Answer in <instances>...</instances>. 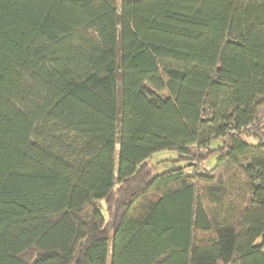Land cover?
Returning a JSON list of instances; mask_svg holds the SVG:
<instances>
[{
    "label": "trees",
    "instance_id": "obj_1",
    "mask_svg": "<svg viewBox=\"0 0 264 264\" xmlns=\"http://www.w3.org/2000/svg\"><path fill=\"white\" fill-rule=\"evenodd\" d=\"M0 264H264V0H0Z\"/></svg>",
    "mask_w": 264,
    "mask_h": 264
},
{
    "label": "rangeland",
    "instance_id": "obj_2",
    "mask_svg": "<svg viewBox=\"0 0 264 264\" xmlns=\"http://www.w3.org/2000/svg\"><path fill=\"white\" fill-rule=\"evenodd\" d=\"M120 1V0H118ZM220 144L219 139H212L209 143V147L215 149ZM218 151L211 152L202 164V167H211L216 158L219 156ZM185 160L179 159L178 154L175 150L162 149L154 152L149 158V164L152 168V175L159 173L160 171L169 168L174 165H182Z\"/></svg>",
    "mask_w": 264,
    "mask_h": 264
}]
</instances>
